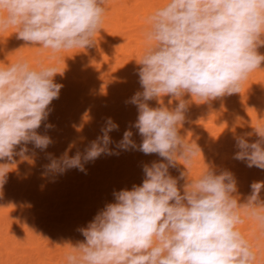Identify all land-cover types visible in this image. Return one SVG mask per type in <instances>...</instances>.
<instances>
[{
  "label": "clouds",
  "instance_id": "obj_1",
  "mask_svg": "<svg viewBox=\"0 0 264 264\" xmlns=\"http://www.w3.org/2000/svg\"><path fill=\"white\" fill-rule=\"evenodd\" d=\"M108 5L109 0H0V33L14 29L17 39L49 52L50 59L74 49L86 52L104 30ZM145 25L144 51L136 60L142 90L126 101L136 106V121L114 142L110 133L119 125L107 117L83 151L70 155L73 142L59 157L48 153L42 174L71 169L87 174L86 164L120 151L161 159L143 166L140 185L113 193L115 202L79 229L83 241L61 246H67L62 264H257L264 240V181H253L245 195L230 170L218 171L204 158V170L191 178L203 149L181 129L193 103L210 105L240 94L264 63L258 51L264 47V0H167ZM62 73L53 64L33 66L24 58L0 65V188L17 157L34 162L28 145L46 151L54 143L38 130L54 128L46 121L59 99L63 85L55 77ZM132 128L142 138L139 145ZM251 128L234 134L233 158L264 170V123ZM177 165L185 171L174 177L170 169ZM246 222L256 251L238 227Z\"/></svg>",
  "mask_w": 264,
  "mask_h": 264
},
{
  "label": "bare ground",
  "instance_id": "obj_2",
  "mask_svg": "<svg viewBox=\"0 0 264 264\" xmlns=\"http://www.w3.org/2000/svg\"><path fill=\"white\" fill-rule=\"evenodd\" d=\"M165 3L167 0H109L104 30L95 37L97 44L86 52L74 54L83 51L74 49L61 53L56 59L17 39L14 29L0 33V65L24 58L33 66L37 62L53 64L63 72L55 77L63 87L59 99L50 105L52 111L46 121L54 128L46 130L42 125L38 130L47 133L54 143L46 151L32 150V145H28L34 162L17 157V165L12 166L0 188V264H62L67 246H61L83 241L79 229L86 227L106 204L115 202L113 193L140 185L143 166L161 159L136 150L120 151L86 164L87 174L77 169L58 176L42 174L43 166L49 162L48 153L59 157L73 142L76 147L70 155L77 149L83 151L100 135L107 117L119 125L118 131L110 133L114 142L120 141L124 131L136 121L137 108L126 101L142 90L136 60L145 47V18ZM258 51L264 54V47ZM149 103L157 106L155 101ZM260 118H264V63L250 74L240 94L210 105H191L181 133L187 134L189 140L197 139L203 157L196 158L190 177L195 178L204 170V158L206 163L213 162L218 171L230 170L245 195L253 181H264V170L249 168L233 158L237 151L234 134L252 131L251 124L255 127L264 123ZM238 121L243 122V127ZM131 130L132 139L139 145L142 138L138 130ZM181 171H185L183 165L170 169L174 177ZM261 196L264 198V191ZM238 227L256 251L250 222ZM259 243L257 264H264V240Z\"/></svg>",
  "mask_w": 264,
  "mask_h": 264
}]
</instances>
